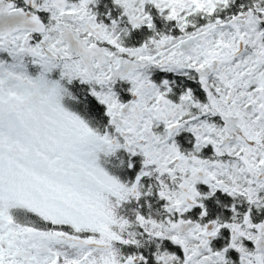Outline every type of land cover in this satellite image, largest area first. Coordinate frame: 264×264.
I'll use <instances>...</instances> for the list:
<instances>
[{
	"label": "snow or ice",
	"instance_id": "6c2138e0",
	"mask_svg": "<svg viewBox=\"0 0 264 264\" xmlns=\"http://www.w3.org/2000/svg\"><path fill=\"white\" fill-rule=\"evenodd\" d=\"M0 264H264V0H0Z\"/></svg>",
	"mask_w": 264,
	"mask_h": 264
}]
</instances>
